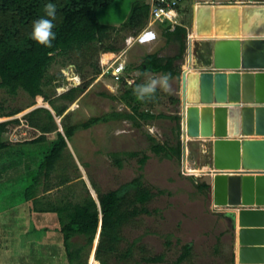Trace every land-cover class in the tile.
Instances as JSON below:
<instances>
[{"label":"rangeland","instance_id":"1","mask_svg":"<svg viewBox=\"0 0 264 264\" xmlns=\"http://www.w3.org/2000/svg\"><path fill=\"white\" fill-rule=\"evenodd\" d=\"M193 1L181 0L180 8H178L180 22H186L189 27L192 22ZM216 1H239L234 3L241 5L264 3V0ZM138 2L151 3L152 0H114L101 8L97 15L101 22L120 27ZM156 29L158 30L157 37L136 41L131 46L127 42V37L133 34L132 30L119 28L113 30L111 37L105 39L104 43L117 46V51L127 49L128 68L138 66L144 54L148 52L159 51L163 55L177 53L179 51L178 43L166 41L162 33L163 27H156ZM218 38L225 40L219 36ZM101 45V43L93 44L91 46L93 52L89 56H85L82 52L75 53L73 59L81 64L80 71L73 63L62 65L61 57L50 68V73L62 70L65 75V78L55 80L61 82V85L55 87L49 85L46 88L50 97L58 104L66 102L65 99L57 97L60 94L59 91H66L62 89H68L71 84L79 85L88 82L85 89L66 110L65 113L68 112V117L62 120L63 115H57L49 101L36 103L37 96L32 97L22 88L18 90L17 94H11L0 87V100L5 103L8 110L23 109L2 120L14 117L22 118L33 108L45 106L54 110L52 112L58 128L65 132L63 122L73 124L85 121L92 116L106 115L112 111H131V108L118 97L113 98L105 94L113 93L119 96L124 90L123 83L115 81L110 73L102 75V70L97 75L95 73L91 62H96L102 68L103 49H98ZM187 53L186 50L184 57L177 60L181 65V70L182 66L189 67L186 65ZM213 53L214 39L194 40L193 55L196 68H211ZM112 55V51L105 52L103 54L104 61ZM131 68L127 70L130 77ZM163 75L162 72L155 74L153 71H149L143 74L142 79L149 82L152 79H159ZM128 82L131 83V79ZM169 85L168 91H164L158 86L160 91L158 101L154 106L143 105V108H149L155 113H180L181 100L176 102L174 98H180L182 93L181 75L172 76ZM43 114L45 113L43 112ZM175 125L176 121L167 117L142 121L141 126L136 125L129 118L111 117L108 121H101L89 128L78 129L71 139H67L68 146L51 178L53 185L59 183L63 176H69V182L60 188L55 187L48 196L41 197L40 203L45 205L48 201H82L92 192L94 197H97L98 192L95 186L101 191H108L141 175L143 186L155 193L153 198L145 203L151 211L139 214L133 221L124 225L122 229L124 238L119 243L117 254L112 253L108 256L109 264H230L232 260L235 264L236 227L228 213L232 209H229L230 206H216L212 190L210 188L200 190L197 186L201 172L199 175L192 172V170L207 169L212 165L213 155L210 144L202 138L190 139L188 141L187 165H184L182 157L181 159L177 155H173L171 158L163 157L151 148L154 140L150 135L155 136L158 141L168 140L170 144L174 145L179 137L182 140V128L179 134ZM4 134L6 139L22 141L38 136L41 134V130L29 126L22 120L21 123L11 125L10 130ZM56 137L57 130L48 132L47 139L42 141L16 145L24 152L26 151V156L16 157L15 154H11L12 158H7L8 161L18 160L20 172L13 174L14 180L11 178L7 180L6 177L0 178V264H70L65 246L60 239V232L55 230L56 226H60L57 213L37 211L36 214L31 215L29 203L24 197L26 187L24 183L28 184L29 180L25 179L21 166L24 167L26 163L31 162L36 167L34 163L43 158L50 141ZM132 150L140 151L139 155L133 156L127 153ZM144 152L149 155V158L141 168L139 158ZM117 159L121 160L120 165ZM35 170L37 171V169ZM193 176L195 177L193 178ZM31 202L30 204H37L36 201ZM16 204L18 205L15 206ZM3 209L8 211L4 213ZM34 225L37 226L36 229H33ZM47 225L50 229L44 228ZM99 232L91 245L83 247L82 257L78 260L79 264L85 262L93 264L97 258ZM71 241L74 242L73 247L74 245H84L85 238L75 235ZM189 242L192 243L190 255L178 263L177 259L184 250L183 246ZM132 243H134L132 256L120 259L118 254L125 251ZM159 254L164 255L161 261L146 262L142 260V255L155 256ZM99 264H101L100 261Z\"/></svg>","mask_w":264,"mask_h":264},{"label":"trees","instance_id":"2","mask_svg":"<svg viewBox=\"0 0 264 264\" xmlns=\"http://www.w3.org/2000/svg\"><path fill=\"white\" fill-rule=\"evenodd\" d=\"M113 1L0 0V87L11 94H17L18 90L22 88L32 97L37 96L36 103L49 101L56 114L63 115L62 120L68 117V112L65 113L66 110L85 89L88 82L73 85L66 91L61 92L57 97L65 99L66 102L62 104L56 103L50 97L46 88L49 85L54 87L61 85V82H56L55 80L65 78V75L62 70L57 73H50L53 63L59 61V57H61L62 65L70 62L80 71L81 64L73 59L75 53L82 52L85 56H89L93 52L91 46L95 43L102 44L98 48L103 49L102 51H115L118 49L117 46L104 43L105 39L111 37L113 30L128 28L132 30L133 34H137L143 29L149 19L151 3L138 2L134 5L127 20L120 27L101 22L97 15L98 11ZM47 3L56 5V17L54 20L56 40L53 41L52 48H45L39 45L31 37L33 21L45 16L43 6ZM161 24L163 27L162 33L166 41L178 43L179 51L172 55H163L159 51L145 53L142 61L138 64L140 73L143 75L146 72L154 71L162 72L163 74L170 73L171 77L180 76L182 70L177 60L184 57L188 47V24L181 21L173 26L169 20ZM70 59L73 61H69ZM91 64L94 66L96 75L99 74L102 68L96 62L92 61ZM147 82V80L142 79V76H139L131 83L126 80L122 81L124 90L119 96L113 93H105L113 98L118 97L131 108V111H112L106 115L92 116L85 121L73 124L63 122L65 132L58 128L54 113L45 106L32 109L25 113L22 118L14 117L0 121V178L6 177L7 180H10V178L14 180L15 176L13 174L20 172L18 160L8 161L7 158L11 159V154H15L16 157L26 156V151L24 152L23 149L16 147V145L42 141L47 139L46 134L48 132L57 130V137L50 141L43 158L38 159L37 163H34L36 167L31 162L21 167L25 179L28 178L27 180H29L27 181L28 184L24 183L26 186L24 197L26 202L29 203L31 215L36 214L37 211L57 213L60 226H56L55 230L60 232V239L65 246L70 264H79L78 260L82 257L83 247L94 242L99 229L100 241L96 251L97 258H95L93 264H99V261L101 264H109L108 256L112 253L117 254L119 243L124 238L122 233L124 225L133 221L139 214L151 211L145 203L152 199L155 193L143 186L140 175L108 191H101L95 186L99 202L90 193L82 201L77 202L72 200L48 201L43 205L40 203L41 198H36L34 201L39 204L35 203V205H32L30 200L35 196L39 185L44 184L45 187H48L51 184L52 174L68 146L67 139H71L78 129L89 128L101 121H108L111 117L129 118L138 126L142 125V121H152L156 118L167 117L176 121L175 126L179 134L181 133L180 113H155L149 108H143V105L154 106L158 101L160 92L157 88L155 96L151 100H138L134 94V89L136 85ZM174 100L178 102L180 98L176 97ZM22 110L21 108L8 110L5 103L0 100V119L17 114ZM22 120L29 126L40 129L41 134L24 141L4 139L3 134L10 130L11 125L21 123ZM150 137L154 140L151 148L155 153L169 158L177 155L181 159L182 140L180 137L175 145L170 144L168 140L158 141L153 135H150ZM127 153L135 156L139 155L140 151L132 150ZM148 158L149 155L145 152L139 158L141 168ZM117 161L120 165L121 160L117 159ZM69 180V176H63L59 184H64ZM197 186L200 190L210 188L208 184L201 182L200 179L197 182ZM139 203L141 204L139 205ZM13 206L12 208H14ZM3 211L6 213L8 210L3 209ZM36 228L37 226L34 225L33 229ZM44 228L50 229L48 225ZM75 235L85 238L84 245H74L73 247L74 242L71 241V238ZM133 245L134 243L125 251L120 252L118 257L125 259L132 256ZM183 248L182 254L177 259L178 263L188 258L192 250V243H186ZM163 258V254L155 256L142 255V260L146 262L161 261ZM230 264H234V261L232 260Z\"/></svg>","mask_w":264,"mask_h":264},{"label":"water","instance_id":"3","mask_svg":"<svg viewBox=\"0 0 264 264\" xmlns=\"http://www.w3.org/2000/svg\"><path fill=\"white\" fill-rule=\"evenodd\" d=\"M194 14L200 37L188 34L181 73L182 160L187 165L190 139L210 144L213 162L200 181L215 204L232 207L235 264H264V3L201 2ZM215 29L249 34L222 40ZM198 38L214 39L211 68L195 66Z\"/></svg>","mask_w":264,"mask_h":264},{"label":"built area","instance_id":"4","mask_svg":"<svg viewBox=\"0 0 264 264\" xmlns=\"http://www.w3.org/2000/svg\"><path fill=\"white\" fill-rule=\"evenodd\" d=\"M179 4H181V0H152L150 16L147 21V24L139 33L131 34L130 36L127 37L128 44H131L132 46L136 41H142L150 37L153 38L155 32L152 29V27L157 22L162 23L166 20H169L173 26L176 25L177 23H180L179 12H178ZM126 51H127L126 48L120 51L117 50L112 51L113 55L107 58L106 61H104L103 54L107 51H103L101 56L102 75L110 73L112 78L117 82H122L124 80L128 81L130 79L131 82H133L136 79V77H134L132 74L130 77L129 75L130 73L127 74L128 63L126 58ZM71 86H73V84L69 85L68 89ZM62 90H67V89L64 88ZM59 92L61 93L62 91ZM216 206H221V205L216 204Z\"/></svg>","mask_w":264,"mask_h":264},{"label":"clouds","instance_id":"5","mask_svg":"<svg viewBox=\"0 0 264 264\" xmlns=\"http://www.w3.org/2000/svg\"><path fill=\"white\" fill-rule=\"evenodd\" d=\"M43 10L45 16L39 17L33 21L31 37L39 45H42L45 48H52L53 41L56 40V33L54 31L56 27L54 23L56 17V5L53 3H47L43 6ZM170 79L171 74L166 73L159 79H152L145 84L136 85L134 94L140 101H144L145 99L151 100L155 96L158 86L164 91L169 90Z\"/></svg>","mask_w":264,"mask_h":264},{"label":"crops","instance_id":"6","mask_svg":"<svg viewBox=\"0 0 264 264\" xmlns=\"http://www.w3.org/2000/svg\"><path fill=\"white\" fill-rule=\"evenodd\" d=\"M195 1H197V2H195ZM205 1H207V2H211V3H234V2H239V1H216V0H194L193 2H194V4H192V13H191V27H189V26H187L188 27V34H192L195 38L196 37H200L198 34H197V31H196V28H195V21H196V18H195V14H194V5L196 4V3H201V2H205ZM158 24V25H157ZM157 24H155L153 27H152V29L154 30V32H155V34L153 35V37H157V35H158V30L156 29V27H162V24L159 22V23H157ZM144 28V27H143ZM220 33H224V32H217L216 31V29L214 30V33H213V35L215 36V37H217L218 38V36L219 37H221V38H225V39H232V38H235V37H238V36H240V37H246L247 36V34H249L247 31H243L242 30V32L240 33V34H235V33H224V35L223 36H220L219 34ZM152 36V35H151ZM201 38H198L197 40H200ZM132 48V47H131ZM187 65V64H186ZM197 69H201V68H197ZM154 72V71H153ZM155 74H156V72H154ZM131 74L134 76V77H139V76H143V75H141V73H140V69H139V67L138 66H135V67H133V68H131ZM181 96H182V93H181V95H180V100H181ZM181 113V112H180ZM3 119V118H2ZM2 119H0V121H2ZM3 138L4 139H6L5 138V134H3ZM6 140H9V139H6ZM25 140H27V139H25ZM202 140V139H201ZM22 141H24V140H22ZM203 151H204V149H203ZM69 182V181H68ZM66 183H64V184H59V183H57L56 185H53V183L52 184H50L48 187H45V185L44 184H42V185H44L42 188H41V186L42 185H39L38 186V189H37V192H36V194H35V196H33V198L30 200V201H32L31 203H33L34 202V199H36V198H41V197H46V196H48L54 189H55V187H57V188H60L61 186H63V185H65ZM33 205V204H32ZM229 209H232L231 207L229 208Z\"/></svg>","mask_w":264,"mask_h":264},{"label":"bare ground","instance_id":"7","mask_svg":"<svg viewBox=\"0 0 264 264\" xmlns=\"http://www.w3.org/2000/svg\"><path fill=\"white\" fill-rule=\"evenodd\" d=\"M219 35H220V36H223L224 33H220ZM192 172H195L196 174H199L200 170H192ZM238 226H239V225H238ZM238 264H239V263H238Z\"/></svg>","mask_w":264,"mask_h":264}]
</instances>
